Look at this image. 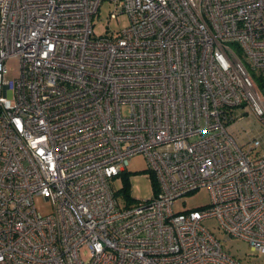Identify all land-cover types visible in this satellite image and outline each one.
Instances as JSON below:
<instances>
[{
	"label": "built area",
	"instance_id": "2783aa9c",
	"mask_svg": "<svg viewBox=\"0 0 264 264\" xmlns=\"http://www.w3.org/2000/svg\"><path fill=\"white\" fill-rule=\"evenodd\" d=\"M102 1L0 0V264H253L202 222L264 253L262 139L235 126L264 125V0H108L129 23L93 36ZM139 153L156 188L130 204Z\"/></svg>",
	"mask_w": 264,
	"mask_h": 264
},
{
	"label": "rangeland",
	"instance_id": "374dc122",
	"mask_svg": "<svg viewBox=\"0 0 264 264\" xmlns=\"http://www.w3.org/2000/svg\"><path fill=\"white\" fill-rule=\"evenodd\" d=\"M114 3L108 0L101 2L99 9L92 17L93 36H102L109 34L111 31H119L126 27L129 23L125 13L117 15L116 18L110 17V12ZM7 73L6 78L16 77L19 70V59L12 57L6 61ZM255 73V71H253ZM246 114L244 120L235 124L237 129H245L250 131V135H259L262 139V144L256 148L257 152L264 153V125L260 124L256 116L250 113ZM129 183L128 199L130 204L151 198L155 193L156 185L153 184V175L148 168V162L145 155L139 153L133 155L125 167ZM124 185L123 175L117 176L113 180V186L120 190ZM211 196L207 188L201 187L192 193H187L175 201V210H188L198 208L210 203ZM122 201V200H121ZM37 209L42 213H47L50 210L49 204L41 197L35 198ZM215 218H206L202 224L205 225L214 236L220 241L222 249L229 254L238 258V260L246 263L264 264V253L253 251L249 243L240 238L227 239L223 232L217 227ZM82 254L86 255L87 251L82 250Z\"/></svg>",
	"mask_w": 264,
	"mask_h": 264
},
{
	"label": "trees",
	"instance_id": "16d2710c",
	"mask_svg": "<svg viewBox=\"0 0 264 264\" xmlns=\"http://www.w3.org/2000/svg\"><path fill=\"white\" fill-rule=\"evenodd\" d=\"M122 175H123L124 185L119 190V192L123 193V195H125V197H128V193H129V183H128L127 174L125 172H123ZM153 184L155 185L154 177H153Z\"/></svg>",
	"mask_w": 264,
	"mask_h": 264
}]
</instances>
